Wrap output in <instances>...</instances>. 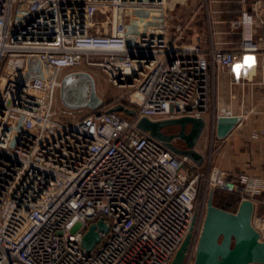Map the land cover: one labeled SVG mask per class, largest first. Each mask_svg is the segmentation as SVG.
I'll list each match as a JSON object with an SVG mask.
<instances>
[{"label":"built area","instance_id":"2783aa9c","mask_svg":"<svg viewBox=\"0 0 264 264\" xmlns=\"http://www.w3.org/2000/svg\"><path fill=\"white\" fill-rule=\"evenodd\" d=\"M171 1L0 0V264H169L217 190L253 202L262 237L264 213L255 209L264 206V177L212 166L198 184L199 165L136 122L204 117L212 72L257 50L255 37L264 41V0H237L238 51L201 35L183 46L180 25L144 36L117 26L133 8ZM82 65L125 89L135 116L105 108L56 119L63 71ZM251 135L264 141V128ZM101 217L108 231L87 251L82 237Z\"/></svg>","mask_w":264,"mask_h":264},{"label":"crops","instance_id":"0c3cea01","mask_svg":"<svg viewBox=\"0 0 264 264\" xmlns=\"http://www.w3.org/2000/svg\"><path fill=\"white\" fill-rule=\"evenodd\" d=\"M199 1L191 0V6L197 3V9L190 13L180 14L182 7H176L178 13L170 12L174 16L165 19L168 34L173 33L176 23L185 28L181 39L183 46H190L201 35L207 43H213L219 49L238 51L240 36L230 32L231 21L240 13L238 1L202 0V6H198ZM186 5L188 2L183 4L184 7ZM201 7L204 8L202 12ZM254 43L257 50L245 52L242 62L235 64L229 71L215 69L212 72L210 106L204 118L206 126L213 133L217 116L239 117L226 137L213 140L216 150L212 152V165L236 174L264 177V141L256 140L251 135L254 129L264 128V41L255 37ZM198 151L201 152L200 149ZM206 158L204 154V160ZM261 208L264 206H257L255 213L263 214Z\"/></svg>","mask_w":264,"mask_h":264},{"label":"water","instance_id":"95a60500","mask_svg":"<svg viewBox=\"0 0 264 264\" xmlns=\"http://www.w3.org/2000/svg\"><path fill=\"white\" fill-rule=\"evenodd\" d=\"M81 78L93 80L87 74L79 75ZM73 81L71 74L63 76L61 80L62 95L69 90V84ZM89 102L83 103L80 97L76 103L69 107H79L81 105H92L91 100H97L93 96L94 87L90 90ZM88 100V99H87ZM106 112L124 113L128 117L135 116V109L124 103H117L106 109ZM239 121L237 115H219L216 117L214 125V135L217 139H222L234 128ZM136 126L149 134L151 137L160 140L163 144L177 155L186 156L197 165H202L204 156L196 148L200 136L202 135L206 121L204 117L183 116L178 118L150 120L141 117L137 120ZM176 127V132H169L167 129ZM179 141L182 145L175 143ZM213 192L210 191L206 201V211L202 228L195 248V255L192 264H264V240L261 239L260 232L252 223L254 204L249 199L239 201L236 211L230 212L217 207L212 202ZM196 222V212L194 213L189 231L181 245L175 252L169 264H184L191 242L192 233ZM103 218H99L95 223H91L84 233L81 246L91 251L101 236L100 232H107Z\"/></svg>","mask_w":264,"mask_h":264},{"label":"rangeland","instance_id":"374dc122","mask_svg":"<svg viewBox=\"0 0 264 264\" xmlns=\"http://www.w3.org/2000/svg\"><path fill=\"white\" fill-rule=\"evenodd\" d=\"M201 1H199L198 6L200 5L202 6ZM186 2H188V6L186 5V7H184L183 4H186ZM173 5L174 4L172 3L157 8L156 7L133 8L124 18L125 22L122 21L117 26L120 29L121 28L124 29L128 33L136 32L142 36L149 34L150 32L153 33V31H155L156 29L159 34L161 33L163 34L164 33L163 26L164 23H166L165 19L163 18V15L165 13L162 12L164 9L170 8L171 10L167 12H171V11L176 12L177 9L176 7H182L180 8L181 10L179 11L180 14L187 13V11L190 13V11L197 9L196 7L197 3H194V6H191L192 5L191 0L190 2L189 0H182L180 3H176L174 7H172ZM203 9L204 8L201 7V12ZM176 13H178V11ZM161 17L163 18L162 24L160 22ZM175 25L178 26V24L176 23ZM67 74H71V79L81 78L79 75L87 74L94 81L93 83H95V86L93 85L95 88L92 95L97 97V100H94V98L91 100V104L94 105L96 104L95 106L86 104V105H81L79 107L71 108L69 107V105L76 103L78 101L76 97L81 96L80 101H83L82 104L89 102L90 92L88 91L90 90L87 88V86H85V84L84 85L79 84V86L76 87L75 89L69 88V90L65 92L64 95H62L61 86H60L56 90L55 103H54V109L57 111L55 118L58 120H63L64 122L65 121L68 122L72 119V116H75L76 118H80L81 116L87 115L92 111L109 108L117 103L125 102V98L122 96L126 90L111 85L99 67H89L86 65H82L78 68L67 69L63 71L62 77ZM167 131L176 132L177 128L171 127L167 129ZM214 134H215L214 132L211 133L210 127L206 126L196 146L197 150L200 149L201 153L203 152L202 153L203 156L204 154L205 156H207L206 160H204L202 165H199L196 168L197 171L202 175V176L200 175L198 178V184H201L202 182L205 181L208 174H210V168L214 166L212 165L211 160H209L210 153L216 150V146H214L213 144V140L214 139L216 140ZM175 143H177L179 146L182 145V143L179 141H176ZM186 171L190 176L195 173L192 168L191 169L187 168ZM212 202L217 207H220L230 212H235L237 208L238 198L232 194L224 193L221 191H215L213 193ZM261 210L264 211V208H261ZM205 211L206 209L204 208L202 209L201 212H199V216H198L199 220L197 222V225H195V229L192 233V242L188 251V255L186 257V262L188 264H192L194 259L195 248L202 228ZM259 227L262 228V232H263L261 239L264 240V225L263 226L259 225Z\"/></svg>","mask_w":264,"mask_h":264},{"label":"bare ground","instance_id":"6f19581e","mask_svg":"<svg viewBox=\"0 0 264 264\" xmlns=\"http://www.w3.org/2000/svg\"><path fill=\"white\" fill-rule=\"evenodd\" d=\"M173 1V0H172ZM171 1V2H172ZM129 11V10H128ZM127 11V12H128ZM98 28V27H97ZM63 78V77H62ZM61 78V79H62ZM94 82V81H93ZM79 84H81V85H84L85 84V86H87V88L89 89V90H92V86L94 85L95 86V83L92 85V83L91 82H89V80H87V79H84V78H74L73 79V81H71V83L69 84L70 86V88H73V89H75L76 87H78L79 86ZM61 86V85H60ZM93 86V87H94ZM95 88V87H94ZM87 92V91H86ZM88 92H91V91H88ZM88 94V93H87Z\"/></svg>","mask_w":264,"mask_h":264},{"label":"trees","instance_id":"16d2710c","mask_svg":"<svg viewBox=\"0 0 264 264\" xmlns=\"http://www.w3.org/2000/svg\"><path fill=\"white\" fill-rule=\"evenodd\" d=\"M124 104H126L127 105V102L125 101L124 102ZM121 115H123V116H125V117H127V118H129L128 116H126L124 113H120ZM217 191H221V192H224V193H227V192H225V191H222V190H217ZM228 194H232V195H234L235 197H237L238 198V201H239V197H238V195L237 194H234V193H228ZM238 204V203H237Z\"/></svg>","mask_w":264,"mask_h":264}]
</instances>
